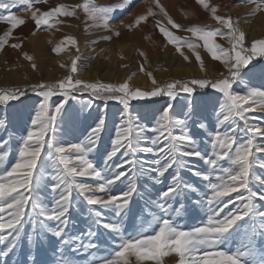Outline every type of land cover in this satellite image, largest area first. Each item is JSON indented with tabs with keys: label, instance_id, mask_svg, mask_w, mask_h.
<instances>
[{
	"label": "snow or ice",
	"instance_id": "obj_1",
	"mask_svg": "<svg viewBox=\"0 0 264 264\" xmlns=\"http://www.w3.org/2000/svg\"><path fill=\"white\" fill-rule=\"evenodd\" d=\"M47 3L0 0V52L19 51L37 71L35 56L23 50L24 38L15 35L27 24L17 10L30 12L33 35L65 23L62 17L78 18L82 11L91 21L86 30H106L110 34L100 39L111 41L121 35L111 25L114 13L126 11L134 0L39 7ZM197 3L210 13L215 27L181 25L159 0H154L158 12L149 7L133 23L120 24L132 30L149 17L156 20L162 15L166 23L156 20V28L166 40L165 47L171 44L190 62L187 49L206 72L198 50L202 47L224 69L215 78L160 81L149 70L148 54L138 49V71L150 79V89L132 84L135 72L123 82L81 79L79 42L69 34L52 48L56 54L64 51L65 42L75 48L77 55L70 65L61 64L66 76L55 82L0 87V131L12 126L21 133L13 161L6 163L12 153L0 154L4 165L0 168V264H50L52 258L45 259L49 251L58 255L56 264H75L76 256L98 248L95 241L109 248L92 264H164V258L173 255L178 258L176 264H264V159L260 158L264 142H258L264 141V127L250 115L264 111V66L257 70L253 64L258 57L264 58V37L248 40L239 19L218 14L219 6L210 0ZM260 11H264V0L255 4L252 14ZM174 30L191 36H178ZM218 36L229 47L218 43ZM120 58L127 59L122 54ZM121 67L128 69L129 64ZM257 78L259 86H252ZM234 86H243V94ZM29 92L37 98L31 105ZM84 93L89 96L86 102L79 107L70 104L79 103L78 96ZM181 94L185 100L176 102ZM153 98L164 99V104L150 117L132 114V101L152 103ZM96 101L123 106L120 121L112 129L106 114L93 115ZM241 122L247 137L243 140L236 135ZM78 123L86 125L84 132L74 137L75 142L66 140ZM11 139L10 134L8 139L0 136V145L6 147ZM193 158L199 166L191 162ZM257 168L262 171L257 173ZM42 188L50 193L47 201L39 194ZM74 207L87 210V227L76 235L69 230ZM201 210L204 218L199 225L187 227L179 222ZM138 215L150 217L155 225L145 227L142 222L143 230L128 231L126 219L135 220ZM238 236L242 239L234 250L222 247ZM22 244L26 248L23 261L10 260Z\"/></svg>",
	"mask_w": 264,
	"mask_h": 264
},
{
	"label": "rangeland",
	"instance_id": "obj_2",
	"mask_svg": "<svg viewBox=\"0 0 264 264\" xmlns=\"http://www.w3.org/2000/svg\"><path fill=\"white\" fill-rule=\"evenodd\" d=\"M145 0H134V3L125 10H117L114 15L116 19L111 21L112 27L118 28L121 35L119 37H113L112 41L101 40L100 37L103 35H109L110 33L103 29H90L86 30L87 27H81L82 24L86 22V14L82 11L79 12L78 18H61L65 20L63 24H57L56 28L51 30H39L35 31V35H33V31L35 30V25L33 21L30 19V12H25L23 10H17V15H21L27 18V24L17 29L15 35L24 38L23 50L28 52L30 55H34L36 58V62L38 64V71L33 70L30 66V62L27 61L19 51L13 50L11 48H6L4 51L0 52V87H12L16 85H23L26 82H38L40 80L55 82L56 80L62 79L68 73H62L60 68L61 64L57 58L61 55H64L66 51L67 42H65L64 51L59 54H56L52 51V48L55 44L59 43L63 36L65 35H74L79 42L80 52L79 55L82 59L78 62L82 71L80 73L81 79L86 80H102L105 82H123L124 79L127 78L128 75L135 72L136 75H143L145 77L146 74L144 72L138 71V65L141 62V58L139 57L137 50L142 49L148 54L149 62L151 67L149 70L153 71L155 77L160 81H170L172 79H191V78H215L219 72L224 71L220 62L215 61L211 58L210 54L207 53L205 49L202 47L198 50L201 52V56L205 61L206 72L202 71L199 67L198 62L194 59V56L191 52L185 49L186 54L191 57L190 62L184 61L178 52L175 51L174 47L171 44H168L165 47L166 40L163 35L158 31L156 26L153 28V24H149V26L141 28L140 26L137 28H133L132 30H128L120 24V21H123L124 24H130L134 22L136 16L131 17L130 15L135 11L136 7L139 6ZM259 0H216V3L213 0H210L212 5L219 6L220 15H230L233 19H239L240 27L245 31L246 37L248 40L253 38L259 39L264 37V11L256 12L254 15L252 14L253 9L255 8V4L258 3ZM57 3H66V4H74L73 1L66 0H48L47 5L41 4L39 7L42 9H47L49 6H54ZM101 5V4H99ZM104 5V4H102ZM207 16L204 18V22L196 23L195 25H208L215 27L216 22L211 18L210 13L206 10ZM84 15V16H83ZM84 17V18H83ZM130 18V19H129ZM143 24V22H142ZM141 24V25H142ZM156 25V24H155ZM183 25V24H181ZM186 26V25H184ZM188 26V25H187ZM60 29L57 31L56 29ZM144 30V31H143ZM2 29H0V34H2ZM126 31V32H125ZM174 34L182 37H190L191 34L183 31V30H174ZM253 34V37H250ZM84 36V37H83ZM83 37V39H82ZM86 37V38H85ZM194 39V38H193ZM98 40L97 44H92L91 41ZM116 40V41H115ZM51 41V43H50ZM81 41H85L88 45L85 51L80 45ZM15 42V41H13ZM38 42V43H37ZM217 42L223 45L224 47H229L228 41L220 36L217 37ZM106 43H113L115 46L117 43H127L128 46H133L132 51H127L126 53H122L125 56L126 60H121L120 56L116 58L117 62H113V60L109 56H103L101 58L96 55L100 45ZM148 43V44H146ZM202 44V42H200ZM95 49V51H93ZM77 52L75 50V55ZM86 58V59H85ZM95 59H99L95 66L92 63ZM83 60V61H82ZM91 62V64L86 67V63ZM84 62V63H83ZM127 63L129 64V72L126 74L124 78L122 74L126 73L128 69H124L121 67V64ZM256 69L259 70L262 66H264V58H257L253 61ZM60 72V73H59ZM50 74L52 77H48ZM60 76H59V75ZM84 74V75H83ZM33 76V77H32ZM56 76V77H55ZM148 78V77H147ZM149 79V78H148ZM150 80V79H149ZM247 80V78H245ZM259 78L256 79L255 83L252 86H259ZM134 85V84H133ZM140 87L142 89H150L146 87H141L138 85H134ZM237 91H241L243 94V86H234ZM27 103L29 105L35 101L36 95L34 93H29ZM89 99L87 93L81 94L78 96V101H71L70 104L79 107L80 104L86 102ZM222 99V98H221ZM154 102L145 103L144 101H132L131 110L134 116L145 117L151 116V113L159 108L162 104H164V99L161 98H153ZM185 100V96L183 94L179 95L176 98V102H182ZM123 106L120 105L116 101H109L105 105L103 101H96L93 108V115L98 114H106L108 120V128L112 129L114 125H117L121 118ZM251 116L255 117V123L264 127V111L256 110L250 113ZM89 121L88 123H90ZM142 122L147 123V120H142ZM86 125L84 123H78L75 126V129L71 134L65 135L66 140L75 142L74 137L80 136L81 133L84 132ZM243 123H240V127L237 129L236 135L239 140L246 139L243 131ZM60 132H65V127L61 125ZM9 134L12 139L9 141L7 146L0 145V154L5 151L12 153L6 158V163L9 161H13V155L16 150L15 141L19 140L21 137V133L16 130V128L9 126L7 132L0 131V136H4L5 139H8ZM107 139V136L104 137ZM264 142V141H258ZM261 159H264V154H261ZM192 163L197 164L199 166V161L193 160ZM4 167V165L0 164V168ZM257 173H260L262 170L256 169ZM264 178V176H262ZM85 182H92L90 180H86ZM49 181L45 180V184H48ZM46 201L50 199V193L46 188H42L39 193ZM143 199L140 200V204L143 205ZM107 215V213H106ZM204 218L203 211H199L198 215H195L191 218H186L180 220L179 222L182 225H186L187 227L199 225ZM142 222L145 227L148 224L155 225V221H153L150 217L147 216H137L135 220L126 219L125 226L128 231L143 230ZM87 227V210L84 207H80L79 211H77L76 207H74L71 211L70 216V224L69 230L73 235L80 234ZM242 237H235L233 240L229 241L227 244L222 245L223 248L235 249L239 246V242ZM98 245L97 249H92L89 252H82L80 255L76 256L75 264H92L94 257H102L108 254L109 246L106 244H102L100 241H95ZM26 252L25 246L22 244L20 248L17 249L16 254L10 257V260L23 261L24 255ZM51 257L50 264H56V261L59 259L58 255L49 251L45 257V259ZM130 261L134 260V257L129 258ZM178 258L174 255L172 257H165L164 264H176Z\"/></svg>",
	"mask_w": 264,
	"mask_h": 264
},
{
	"label": "bare ground",
	"instance_id": "obj_3",
	"mask_svg": "<svg viewBox=\"0 0 264 264\" xmlns=\"http://www.w3.org/2000/svg\"><path fill=\"white\" fill-rule=\"evenodd\" d=\"M66 1H73L74 4L84 2V0H66ZM213 1L216 3V0H213ZM55 2H56V0H55ZM95 2L97 4H101V5L102 4H104V5H115L117 3L122 4L124 2V0H95ZM159 2L161 5L164 6L165 10L173 18V20L179 24H183L186 26L187 25L192 26V25H195L196 23L204 22L205 21L204 18H205V16H207L206 10H204L202 8V6L197 3V0H159ZM149 7H152L154 11L158 12V9L154 6V0H145L139 6L136 7L135 11H133V13L130 16L134 17V16L144 14L147 12ZM156 20H160V21H163L166 23V18L163 17L162 15H158L156 17ZM156 20H153V18L149 17V20L146 23H143L142 25H140V27L143 28V27L149 26V24H153V28H154V26H156L155 25ZM89 23H91V21H89L86 18V22L84 24H82L81 27H87V24H89ZM83 37H82V39H83ZM250 37H253V34H251ZM112 40H114V39H112ZM146 44H148V43H146ZM80 45L83 48V50L85 51L88 44L85 41H81ZM65 47H66V51H65L64 55H61L59 58H57V60L60 63H63L64 65H70L71 58H73L75 55V48L72 47L71 45H66ZM100 49H104L105 51L100 52ZM133 49H134L133 46L130 47L127 45V43H122V44L117 43L116 46L113 43H106V44L100 45V47L98 49V52H100V54L98 55V57L101 58V57L106 55V56H109L113 60V62H117L119 60H117L116 58H118L122 53H126L127 51H132ZM98 60L99 59H95V61L92 63V65L95 66L97 64ZM89 64H91V62H89V60H88V62L86 63L87 66L84 68H87ZM60 68H61V66H60ZM129 70L130 69H128L126 71V73L122 74L124 78L126 77V74L129 72ZM61 72L67 73L66 68L62 67ZM48 77L51 78L52 76L50 74H48ZM132 84L138 85L141 87H146V88L152 87L150 80L143 75L134 76L133 80H132ZM64 138H67V137L65 136Z\"/></svg>",
	"mask_w": 264,
	"mask_h": 264
},
{
	"label": "trees",
	"instance_id": "obj_4",
	"mask_svg": "<svg viewBox=\"0 0 264 264\" xmlns=\"http://www.w3.org/2000/svg\"><path fill=\"white\" fill-rule=\"evenodd\" d=\"M191 79H193V78H191ZM199 91H203V90H199V89H198V92H199ZM29 93H30V92H29ZM29 93H28V94H29Z\"/></svg>",
	"mask_w": 264,
	"mask_h": 264
}]
</instances>
